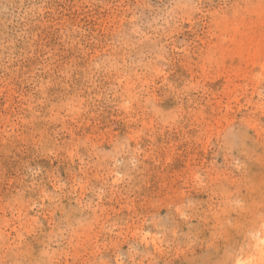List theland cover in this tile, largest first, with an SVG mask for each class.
Instances as JSON below:
<instances>
[{"label": "rangeland", "instance_id": "1", "mask_svg": "<svg viewBox=\"0 0 264 264\" xmlns=\"http://www.w3.org/2000/svg\"><path fill=\"white\" fill-rule=\"evenodd\" d=\"M257 18L0 0V264H264V37L254 62L213 47Z\"/></svg>", "mask_w": 264, "mask_h": 264}, {"label": "bare ground", "instance_id": "2", "mask_svg": "<svg viewBox=\"0 0 264 264\" xmlns=\"http://www.w3.org/2000/svg\"><path fill=\"white\" fill-rule=\"evenodd\" d=\"M235 33L237 36H232L229 39L219 37L217 39L219 41L214 43L213 47L215 48L218 59H220L221 62L233 63L234 65L240 62L246 63V61L254 62L257 54L262 52V42H260V39L264 37V19L257 18L255 22L243 26L241 30H237ZM224 41L230 43L233 47L229 50L224 49L222 47ZM238 71L239 69H235L234 73H238ZM242 71H246V66L242 68ZM231 92L232 90L229 91V93ZM260 231H263L261 232L262 237L260 236L262 239H260L261 241H259V243H256L257 245L253 244L255 247L261 244L260 242H264V228ZM254 251L258 253L259 257L264 258V250L262 248H255ZM235 258L237 259V257ZM259 262H264V259H261ZM236 264H241V260H238Z\"/></svg>", "mask_w": 264, "mask_h": 264}]
</instances>
